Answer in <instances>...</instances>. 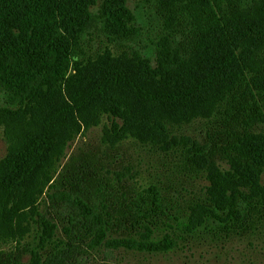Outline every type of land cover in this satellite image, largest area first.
I'll return each mask as SVG.
<instances>
[{
    "label": "trees",
    "instance_id": "obj_1",
    "mask_svg": "<svg viewBox=\"0 0 264 264\" xmlns=\"http://www.w3.org/2000/svg\"><path fill=\"white\" fill-rule=\"evenodd\" d=\"M141 1L161 35L153 65L138 54H88L95 4L102 33L141 37L128 0H0V91L18 106L0 108V123L21 125L0 161V189L19 194L15 213L29 208L48 235L58 229L32 264H75L96 228L127 226L132 203L122 202L127 192L115 184V165L126 160L128 140L181 153L186 169L207 174L191 231L213 206L237 205L245 213L229 209L222 225L236 236L264 229L249 217L264 208V0ZM103 116L121 122L104 131V147L84 151L74 169L54 178L68 140ZM196 118L205 122L202 141L169 131ZM44 192L43 211L35 198ZM146 214L159 213L152 205L135 218L151 236V226L138 222ZM20 256L0 250V264H20Z\"/></svg>",
    "mask_w": 264,
    "mask_h": 264
},
{
    "label": "rangeland",
    "instance_id": "obj_2",
    "mask_svg": "<svg viewBox=\"0 0 264 264\" xmlns=\"http://www.w3.org/2000/svg\"><path fill=\"white\" fill-rule=\"evenodd\" d=\"M128 4L142 20L141 37L134 41L113 37L104 31L102 33V23L97 17L95 4L90 7L95 22L87 30L90 39L88 54L108 51L119 56L123 53L138 54L153 65L155 43L161 36L154 13L141 0H128ZM4 107L14 111L18 106L8 104L5 93L0 91V108ZM120 123L112 117L103 116L97 124H83L55 161L57 170L54 178L60 171L74 169L76 159L84 151L97 146L104 147V131L114 130ZM20 126L12 124L11 120L0 123V161L17 144ZM203 129L204 120L196 118L185 126L175 125L169 131L172 135H185L202 141ZM125 149L128 155L126 160H120L115 165L120 185L116 180L115 184L119 192L120 186L121 191L127 192L122 202L132 203L128 206L130 213L127 215V226L112 232L105 226L96 228L89 245L84 246L83 256L75 264H264V229L236 236L220 223L219 220L232 207L217 209L213 206L214 212L210 218L201 216L202 223L195 231H191L197 220V217L194 220L191 216H194L191 207L198 199L208 195L206 188L210 181L205 172L186 169L181 162V153H167L151 144L128 140ZM154 188L160 192L158 201L155 200ZM18 199L19 194L0 189V250L13 252L16 258L21 254L20 264H32L34 253L42 258L43 250L55 241L58 229H54L51 236L48 235V228L37 223L39 218L31 215L29 208L15 213L14 206ZM45 199V192L35 198L36 205L39 204L43 211ZM153 200L160 204L158 208L151 203ZM152 205L159 215L151 217L146 214L143 220L138 221L154 230L151 236H147L145 231L137 228L135 218ZM244 207L237 205L230 210L245 213L243 211L247 208ZM249 217L264 227V208L257 206V211H253Z\"/></svg>",
    "mask_w": 264,
    "mask_h": 264
}]
</instances>
